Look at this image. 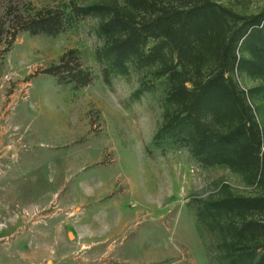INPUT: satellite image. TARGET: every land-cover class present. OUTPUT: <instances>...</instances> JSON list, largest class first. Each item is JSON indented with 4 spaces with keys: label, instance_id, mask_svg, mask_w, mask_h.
Here are the masks:
<instances>
[{
    "label": "rangeland",
    "instance_id": "obj_1",
    "mask_svg": "<svg viewBox=\"0 0 264 264\" xmlns=\"http://www.w3.org/2000/svg\"><path fill=\"white\" fill-rule=\"evenodd\" d=\"M154 1L157 16L189 3ZM210 2L230 12L229 35L236 20L264 13V0ZM126 4L0 0V245L15 239L40 264H250L252 254L255 264L264 240L240 232L236 216L203 210L225 187L264 196V21L235 49L230 96L200 108L196 94L224 68L226 46L204 28L191 37L197 49L185 69L175 37L160 34L121 71L106 52L102 18L80 10ZM47 18L52 32L38 25ZM194 111L215 137L240 122L257 127L255 161L239 169L196 156ZM254 220L264 226V213Z\"/></svg>",
    "mask_w": 264,
    "mask_h": 264
},
{
    "label": "trees",
    "instance_id": "obj_2",
    "mask_svg": "<svg viewBox=\"0 0 264 264\" xmlns=\"http://www.w3.org/2000/svg\"><path fill=\"white\" fill-rule=\"evenodd\" d=\"M156 7L157 3L154 0H127L124 8L96 5L80 11L83 16L94 14L102 18L101 29L108 39L106 52L110 55L113 65L121 71L127 69L126 63L130 59L140 55L143 45L150 37L159 38L160 34L164 35L166 40L171 35L175 37L173 49L178 51L182 67L188 68L189 58L197 49L196 43H191V37L199 38L206 28L207 37L212 38L218 47L226 46L228 53L224 68L202 81L194 104L201 108L214 97L217 100L220 98L226 100L230 95L226 94L229 93V86L225 74L233 69L237 61L235 49L254 25L262 24L264 13L252 21L236 20L234 32L229 35L230 26L225 13L230 12L210 0H189L188 5L182 7L164 8L160 16L153 14ZM135 13L139 14L140 21L137 20ZM38 25L44 32L55 30L51 19L48 18L41 20ZM262 30L252 31L247 39L252 40L254 35ZM189 82L194 83L192 80ZM181 90L193 94L184 83L181 84ZM240 103L242 106L244 104L241 115H249V108L245 106L241 97ZM193 113L188 114L187 120L193 122L189 133L196 156L209 164H226L239 169H245L249 163L255 161L257 150L261 147L260 131L257 127L256 129L248 127L249 122H240L224 135L215 137L210 127L197 118L195 111ZM214 212L240 218L243 221L240 232L251 236L253 240H264V226L254 220L256 215L264 213V196L257 198L238 196L232 194L229 187H225L223 197L215 203L207 204L203 215L211 216ZM261 248L263 254L255 264H264V242ZM248 260L253 264L255 254L248 255Z\"/></svg>",
    "mask_w": 264,
    "mask_h": 264
},
{
    "label": "crops",
    "instance_id": "obj_3",
    "mask_svg": "<svg viewBox=\"0 0 264 264\" xmlns=\"http://www.w3.org/2000/svg\"><path fill=\"white\" fill-rule=\"evenodd\" d=\"M26 233L27 232H22L17 237H24ZM16 244L17 240L14 239L12 242L0 245V264H40V260L36 262L31 256L32 253L30 251L23 249V247H15ZM50 253L56 254V252L54 251ZM76 260L78 261L79 259L77 258ZM48 262H50L51 264H57L51 258L48 259L47 262H45L44 264H48Z\"/></svg>",
    "mask_w": 264,
    "mask_h": 264
}]
</instances>
